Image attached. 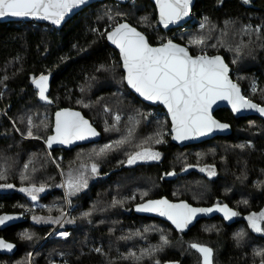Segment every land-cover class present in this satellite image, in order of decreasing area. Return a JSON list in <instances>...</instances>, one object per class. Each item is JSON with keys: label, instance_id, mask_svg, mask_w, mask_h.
I'll return each mask as SVG.
<instances>
[{"label": "trees", "instance_id": "obj_1", "mask_svg": "<svg viewBox=\"0 0 264 264\" xmlns=\"http://www.w3.org/2000/svg\"><path fill=\"white\" fill-rule=\"evenodd\" d=\"M192 17L196 23L188 22L172 40L194 55L222 54L243 94L264 104V0H195ZM124 20L153 45L173 31L158 26L150 0L94 2L59 29L0 22V213L26 216L0 230L17 245L12 255H0V264H201L192 242L213 249V264H264L258 254L264 252V234L247 219L264 207V120L219 108L214 114L231 124L229 135L183 147L172 143L166 111L130 91L119 53L107 42L106 33ZM230 25L242 31H225ZM41 75L48 77L47 100L34 83ZM63 107L80 110L101 139L71 149L49 147L53 113ZM146 148L158 151L160 159L128 163ZM93 164L97 171L84 188L70 189L78 170ZM198 165L213 166L215 176L188 169ZM24 186L44 191L33 200L20 191ZM162 196L197 206L225 202L239 215L230 225L218 216L201 219L183 232L135 214V204ZM65 198L72 206L59 229L69 231L67 236L48 234L52 225L32 222L34 213L62 216Z\"/></svg>", "mask_w": 264, "mask_h": 264}, {"label": "snow or ice", "instance_id": "obj_2", "mask_svg": "<svg viewBox=\"0 0 264 264\" xmlns=\"http://www.w3.org/2000/svg\"><path fill=\"white\" fill-rule=\"evenodd\" d=\"M247 2V0H245ZM86 3V0H0V17H36L49 20L59 25L65 15L74 8ZM160 9L161 22L167 26L175 20L187 16L190 10L191 0H157ZM108 39L116 44L123 56V67L127 70V83L142 97L149 101H158L167 107L171 115L175 140L190 139L194 136H203L215 129H226L227 124L219 123L211 116V106L219 100L231 102L234 110L241 108L256 109L264 113V107L252 103L239 94V89L228 78V66L219 56L207 57L189 55L188 50L169 40L160 47H152L147 39L135 28L128 24H120L108 35ZM202 44V39L192 41ZM47 76L41 75L35 80L39 95L42 100H47L45 95L47 88ZM50 102V101H49ZM119 121L120 117H115ZM56 135L46 141L49 147L53 143L66 144L74 140H83L88 136L98 133L84 120L78 112L63 111L56 114ZM27 135L32 136L31 130ZM161 143L162 140H157ZM118 144L125 140L117 141ZM112 145H106L100 149V153L111 149ZM159 160L160 153L145 149L137 152L128 160L129 164L137 160ZM27 167V166H25ZM204 171V169H201ZM92 171H97V166L92 165ZM208 174L215 175L214 171ZM12 187V185H6ZM74 185L69 184V188ZM26 191L35 200V192L44 191L43 187L21 189ZM214 210L220 211L225 218L231 219L239 215L227 205L212 208H192L187 204H170L167 200L149 201L141 205L138 211L158 212L167 216L178 229L183 230L195 218L197 213H208ZM12 217H0V224ZM35 219V218H34ZM250 227L257 233L264 232V212L253 213L248 217ZM27 236V234H25ZM67 236V233H62ZM244 234L238 233L242 238ZM31 239L30 236H27ZM167 244V238H163ZM191 247L197 249L203 257V264H212L213 250L199 244ZM13 245L0 240V249L11 250ZM99 251V249H97ZM264 255V252L258 253ZM134 255V254H133Z\"/></svg>", "mask_w": 264, "mask_h": 264}, {"label": "water", "instance_id": "obj_3", "mask_svg": "<svg viewBox=\"0 0 264 264\" xmlns=\"http://www.w3.org/2000/svg\"><path fill=\"white\" fill-rule=\"evenodd\" d=\"M99 1H105V0H86V3H84V4H82V5L74 8L71 12H69L68 14H66L65 17H64V19L61 21V23L59 25L53 24L49 20H44V19L36 18V17H11V16H6V17H0V22L30 21V22H36V23H44L45 25H48V26H50L52 28L59 29V28H61L64 25L65 22H67L70 18L74 17L83 8H85L86 6H88V5H90V4L94 3V2H99ZM114 1L119 2V3H122V4H126L130 0H114ZM150 1L155 5V8H156L157 19H158V26L162 30H164V31H169V30L174 29L176 27L183 26L184 24H186L192 18V10H193V6L195 4V0H191L190 10H189V13H188L187 16H183L182 18H180L178 20H175L172 23H169L167 26H165L164 23L161 22L160 9H159V5L157 3V0H150ZM120 24H128L132 28H135L137 32H140L147 39L149 45L152 46V47H160L163 44H166L169 40H167V41H165L163 43H159L157 45H153V44H151L149 42L148 37H147V35L144 32H142L140 29H138L135 25H133L132 23H130L127 20H124V21H121V22L117 23L114 27H112L106 33L107 42L109 43V45L111 47H113L119 53L120 61H121V64H122V70L124 72V81H125V84L127 85V87L130 89V91H132L142 101H144V102H146V103H148L150 105H153V106H161L166 111V113H167V115L169 117L170 123H171L170 133H171V141H172V143H174V144H176V145H178L180 147H183V146L189 145V144L200 143V142H202L204 140L213 138L215 136H225V135H229L231 133V131H232L231 124L229 122H225V121L220 120L214 114L215 111L217 109H219V108H226V109H228L229 111H231V113L233 114L234 117L258 116V117H260V118H262L264 120V113H260L256 109L241 108L239 111H236V110L233 109L232 104H231L230 101H228V100H219L218 99L211 106V116H212V118L214 120L218 121L219 123L227 124L229 126L228 128L222 129V130L221 129H215V130H213L212 132H210V133H208L206 135H203V136H194V137H192L190 139L175 140L173 138L175 136V131L173 129L171 115L168 113L167 107L165 105H163L162 103L158 102V101H149V100H146L139 93H137L135 91V89L131 88V86L127 83V79H126L127 70L123 67V56H122V53L120 51V48L116 44H114L111 40L108 39V35L111 34L115 30V28H117ZM171 41L174 44H177V45H179L181 47L186 48L188 50L189 55H191L193 57H197V56H201V55L207 56L209 58L216 57V56L221 57L223 59L224 63L228 66V73H227L228 78H229V80L233 84H235L237 86V88L239 89V94L241 96H243L245 99L251 101L252 103H254L256 105H258L259 107H264V104H259L258 102L254 101L253 99H250V98L246 97L243 94L241 85L236 80L233 79L231 67L226 62V60H225V58H224V56L222 54H207V53H204V54H196V55H194V54H192L190 52L189 48L186 45L181 44V43H179V42H177L175 40H171ZM63 111L78 112L83 117V119L86 120V121H88L89 125H91V127L93 129H95V131L98 133V135L88 136L87 138H85L83 140H74L71 143H66V144L53 143V145L59 146V147H63V148H66V149H71V148H73V147H75L77 145H83V144H88V143H92V142H97V141H99L101 139V133L97 129V127L95 126V124L88 117H86L80 110L75 109V108H71V107H63V108L57 109L53 113L52 136H55L56 135V132H55L56 114L58 112H63ZM158 200H167L170 204H181V203H184V204L189 205L192 208H212V209H216L218 206L219 207H223L224 205H227L230 209H232L233 211H236L232 206H230L228 203H225V202H217V203H213L211 205H201V206H197V205L191 204L187 200H171V199L167 198L166 196H162V197L154 198V199H148V200L142 201L140 203H137V204L134 205L133 210H134L135 214H137V215L150 216V217H155V218L162 219V220L168 222L175 230H180V231H183V232L189 231L201 219H209V218L218 216L221 219H223L226 224H229V225L230 224H233L235 222V220H236V217H232L231 219L225 218L224 214L222 212H220V211H217V210H214V211L208 212V213H197L196 216H195V218L191 221V223H189L186 228H184L183 230H181V229H178L176 227V225L171 220L168 219L167 216H162L158 212H143V211H138L139 206L144 205V204H147L149 201H158ZM4 216H10V217H12V219L11 220H6L3 224H0V230H4L5 228H7V227H9L11 225H14L16 223H19V222H21V221H23V220L26 219V216L25 215L20 214V213H14V212H2V213H0V217H4ZM0 240H3L6 243H10V244L13 245V248L11 250H8V249H0V255H12L16 251L17 245L14 242L5 239L3 236H0ZM193 244H199V245H202V246H206V247L211 248L209 245L204 244V243L192 242L191 245H193ZM193 249L198 252V254L200 255L201 264H203L202 254L197 249H195V248H193ZM212 264H213V255H212Z\"/></svg>", "mask_w": 264, "mask_h": 264}, {"label": "rangeland", "instance_id": "obj_4", "mask_svg": "<svg viewBox=\"0 0 264 264\" xmlns=\"http://www.w3.org/2000/svg\"><path fill=\"white\" fill-rule=\"evenodd\" d=\"M202 23V22H201ZM201 23H198V24H200V26L202 27L203 26V23L201 24ZM195 24V23H194ZM197 24V25H198ZM237 27L235 26H232V25H230L229 26V28H227V29H224L225 31H234L235 33H236V35H237V32H241L242 30H238V29H236ZM247 28H245V30H246ZM35 81V80H34ZM146 149H148V148H146ZM145 149H142V150H140V151H138V152H142V151H144ZM149 150H151L152 152H158V151H155V150H153V149H149ZM137 153V152H136ZM136 153H134L133 155H135ZM159 153V152H158ZM132 155V156H133ZM147 161H156V160H151V159H146V160H137L135 163H137V162H147ZM189 168H192V169H196V170H198V171H200V172H202V173H204V174H206V175H208V176H210L209 174H208V172H209V170L210 171H214L215 172V169H214V167L213 166H209V165H198V166H192V167H188V169ZM201 169H204V171H202ZM78 178L76 177V178H73V180L76 182L75 183V186L72 188L73 190L75 189V190H81V189H83L84 188V186H85V184L88 182V180L91 178V177H93L94 176V172L92 171V166L91 167H88V166H82L79 170H78ZM215 174H216V172H215ZM215 175H211L210 177H214ZM88 177V178H87ZM61 185L64 187V189H66L67 191H68V185H67V179L65 178V177H61ZM33 187L31 186V187H21L20 188V191H21V189H32ZM37 188H40V187H37ZM2 190H5V188L3 189L2 188ZM67 191H65V193L67 192ZM22 192H25L27 195H29V193L28 192H26V191H22ZM38 193H41V192H35L34 193V195L37 197V194ZM30 197H32L31 195H29ZM65 200H66V205H67V208H66V210H65V212H64V214L62 215V216H60V217H56V216H52V215H48V214H44V213H34L32 216H31V220H32V222H34V223H36V224H49V225H52V227H51V229H50V231H49V233L48 234H51V233H54L55 234V236H58V237H62V236H64V235H62V233H69V231H62L61 229H59V226L60 225H62L63 223H64V220H65V218H66V216H67V212H68V210H69V207H71L72 205H70L69 204V201H67V198H65ZM261 212H264V207L261 209V210H259V211H255V212H252L251 214H249L248 215V217L250 216V215H252L253 213H255V214H259V213H261ZM23 215H25V214H23ZM248 217H247V219H248ZM35 218V219H34ZM249 222V221H248ZM250 224V223H249ZM262 227H264V224H262L261 225ZM47 234V235H48ZM261 234H264V232H261ZM46 235V236H47ZM43 241V240H42ZM42 241H40L38 244H40ZM34 251V249L32 250V252ZM167 264H175V263H167ZM260 264H262V263H260Z\"/></svg>", "mask_w": 264, "mask_h": 264}, {"label": "built area", "instance_id": "obj_5", "mask_svg": "<svg viewBox=\"0 0 264 264\" xmlns=\"http://www.w3.org/2000/svg\"><path fill=\"white\" fill-rule=\"evenodd\" d=\"M189 22V23H188ZM187 23L190 25V24H194V23H196V19L194 18V17H192L189 21H188ZM184 24L183 26H179V27H176V28H174L173 29V31H171V32H169V33H167L166 34V38L168 39V40H172L173 38H175V36L178 34V33H180V32H182V31H186L187 29H188V24ZM198 26H200V24H198ZM172 30V29H171Z\"/></svg>", "mask_w": 264, "mask_h": 264}]
</instances>
